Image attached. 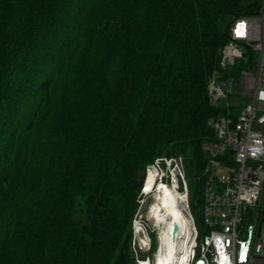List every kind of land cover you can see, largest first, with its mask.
I'll return each mask as SVG.
<instances>
[{
  "label": "trees",
  "instance_id": "trees-1",
  "mask_svg": "<svg viewBox=\"0 0 264 264\" xmlns=\"http://www.w3.org/2000/svg\"><path fill=\"white\" fill-rule=\"evenodd\" d=\"M260 4L0 0V264H137L131 222L158 156H183L202 207L208 121L247 99L212 104L209 78L254 68L250 48L224 68L220 50Z\"/></svg>",
  "mask_w": 264,
  "mask_h": 264
},
{
  "label": "built area",
  "instance_id": "built-area-1",
  "mask_svg": "<svg viewBox=\"0 0 264 264\" xmlns=\"http://www.w3.org/2000/svg\"><path fill=\"white\" fill-rule=\"evenodd\" d=\"M230 37L220 50L221 67L233 65L239 58L248 61L247 48L256 52L257 57L253 69H243L236 77L209 78L212 104L224 101L229 105L232 94L247 99L234 114L208 121L215 136L203 144L208 156L202 204L203 236L200 237L191 209L185 159L182 155L158 156L145 167L131 222L137 264L143 261L157 264L160 228L149 212L160 184L184 196L178 201V208L190 219V235L187 245L176 251L177 256L184 257L182 264H252L254 258L264 257V226L257 215L264 188V0L257 14L234 20ZM150 172L155 178L148 189ZM249 210L254 211L250 222ZM184 237L183 231L177 229L175 235L172 231L173 240Z\"/></svg>",
  "mask_w": 264,
  "mask_h": 264
},
{
  "label": "bare ground",
  "instance_id": "bare-ground-1",
  "mask_svg": "<svg viewBox=\"0 0 264 264\" xmlns=\"http://www.w3.org/2000/svg\"><path fill=\"white\" fill-rule=\"evenodd\" d=\"M154 178V174L150 172L148 189L152 187ZM182 198H184L183 194L174 188L162 184L158 186L156 197L149 212L151 218L158 223L160 228L157 264H173L174 261L182 264L184 261V257L176 254L177 249H182L187 245V237L190 235V219L178 208V201ZM174 224L178 226L179 231L185 233L186 238L184 237L179 241L173 240L172 229ZM141 264H150V262L143 261Z\"/></svg>",
  "mask_w": 264,
  "mask_h": 264
},
{
  "label": "rangeland",
  "instance_id": "rangeland-1",
  "mask_svg": "<svg viewBox=\"0 0 264 264\" xmlns=\"http://www.w3.org/2000/svg\"><path fill=\"white\" fill-rule=\"evenodd\" d=\"M256 57H257V54H256ZM189 184H190V187H191V185L193 186V183H192V179L191 178L189 179ZM193 213H194V217H195L196 224H197V226H198V228L200 230V227H202V207L193 209ZM201 236H203V233L200 230V237ZM155 243H156V240H155ZM252 264H264V257L263 256H259V257L254 258Z\"/></svg>",
  "mask_w": 264,
  "mask_h": 264
},
{
  "label": "crops",
  "instance_id": "crops-1",
  "mask_svg": "<svg viewBox=\"0 0 264 264\" xmlns=\"http://www.w3.org/2000/svg\"><path fill=\"white\" fill-rule=\"evenodd\" d=\"M260 206H262L264 208V188H263V194H262L261 201H260Z\"/></svg>",
  "mask_w": 264,
  "mask_h": 264
},
{
  "label": "water",
  "instance_id": "water-1",
  "mask_svg": "<svg viewBox=\"0 0 264 264\" xmlns=\"http://www.w3.org/2000/svg\"><path fill=\"white\" fill-rule=\"evenodd\" d=\"M177 229H178L177 225H176V224H174V226H173V229H172V231H173V235H175V234H176V232H177Z\"/></svg>",
  "mask_w": 264,
  "mask_h": 264
}]
</instances>
